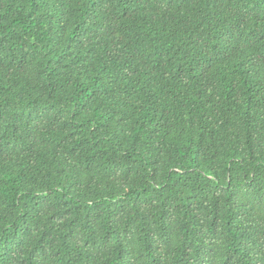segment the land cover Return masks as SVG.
<instances>
[{
	"label": "trees",
	"instance_id": "16d2710c",
	"mask_svg": "<svg viewBox=\"0 0 264 264\" xmlns=\"http://www.w3.org/2000/svg\"><path fill=\"white\" fill-rule=\"evenodd\" d=\"M0 264H264V0H0Z\"/></svg>",
	"mask_w": 264,
	"mask_h": 264
}]
</instances>
